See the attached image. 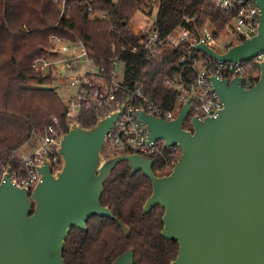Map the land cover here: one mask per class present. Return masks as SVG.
Returning <instances> with one entry per match:
<instances>
[{"label":"water","instance_id":"95a60500","mask_svg":"<svg viewBox=\"0 0 264 264\" xmlns=\"http://www.w3.org/2000/svg\"><path fill=\"white\" fill-rule=\"evenodd\" d=\"M254 35L218 52L201 41L195 51L220 61L242 62L258 53V77L243 87L244 76H209L223 103L216 114L190 118L194 90L170 120L138 110L148 141L162 139L180 153L171 170L157 175L153 159L137 152L104 156L106 137L125 102L96 122L78 120L62 132L57 152L60 166L51 171L49 158L34 167L41 179L30 190L16 186L6 166L0 181V264H67L65 238L73 227L86 229L91 216L115 218L124 234L130 227L101 203L104 182L126 160L130 173L140 170L152 184L142 205L147 213L163 207L161 235L176 240L170 264H264V0ZM134 249L111 264H133Z\"/></svg>","mask_w":264,"mask_h":264},{"label":"trees","instance_id":"16d2710c","mask_svg":"<svg viewBox=\"0 0 264 264\" xmlns=\"http://www.w3.org/2000/svg\"><path fill=\"white\" fill-rule=\"evenodd\" d=\"M149 1L72 0L69 13L60 16L53 0H0V170L18 165L13 150L24 145L32 147L46 125L52 123L63 132L68 130L66 101L55 88L47 86L54 76L42 75L32 66L35 57L51 53L52 33L83 40L91 49L95 65L108 80L116 67L113 60L124 63V87L116 91L118 101H125L141 86L148 99L172 108L177 90L167 86L164 79L181 72L187 86L195 83L193 57L207 56L195 51L190 41L181 42L180 49L164 44L160 53L151 55L143 44L145 35L132 29L130 20L137 10L153 11L147 7ZM156 1L153 26L161 36L176 26L187 27L191 34H197L209 25L216 34L228 22V13L210 0ZM89 6L105 11V15L91 17ZM134 46L136 51H132ZM244 64L243 73L254 74L257 79V61L250 59ZM109 110L83 106L75 119L89 127ZM194 113L192 108L184 127L191 128L190 118ZM102 153L115 154L108 140ZM178 155L179 151L173 156L175 160ZM152 159L157 175L167 174L173 166L169 165V150L163 145ZM151 190L148 177L140 170L131 174L127 161H120L105 180L100 199L116 218L128 224L130 233L126 236L115 218L91 216L86 229L73 227L66 236L65 262L111 264L120 253L133 248V264H170L177 255L178 243L161 235L163 207L156 204L147 213L142 211Z\"/></svg>","mask_w":264,"mask_h":264},{"label":"built area","instance_id":"2783aa9c","mask_svg":"<svg viewBox=\"0 0 264 264\" xmlns=\"http://www.w3.org/2000/svg\"><path fill=\"white\" fill-rule=\"evenodd\" d=\"M59 7L60 16L67 15L72 6V0H53ZM222 10L228 13V22L220 32L214 33L209 25H205L197 34H191L189 29L184 26H176L170 33L161 36L154 28L141 31L145 35L143 41L148 53L151 55L161 52L164 44H169L174 48H181L180 43L190 41L191 44L198 41L212 47L218 52L227 50L252 35L257 31L259 23V7L255 0H210ZM148 8H158L156 0L148 2ZM91 17H103L105 11H100L89 6ZM223 37V38H222ZM52 43L51 53L46 56H37L32 61V66L42 75L51 73L60 78L65 76L68 93L66 101L67 120L72 123L83 106L95 107L101 111L116 110L117 105L125 102L123 112L118 116L112 128L108 131V140L115 154L121 152H137L147 158L152 159L160 153V146H164L162 139L148 141V130L141 121L138 110L144 109L146 112L170 120L176 116L180 107L194 90L190 101V112L194 108L195 113L200 118L214 115L222 108L223 103L219 100L218 94L212 89L209 76L215 74L218 77L244 76L243 87L248 88L256 81L254 74H244L245 62L220 61L211 57H193L191 67L196 71V79L193 85L187 86L181 76V72L173 73L164 79L167 86L177 90L175 105L166 108L148 99L142 92L141 86H137L121 102L117 100L116 91L123 88V78L119 79L116 67L113 69V76L108 80L107 76L95 65L91 57V49L80 38H68L66 36L52 33L49 35ZM133 47L132 51H136ZM204 54L201 51H197ZM263 52L258 53L253 59L258 61L262 58ZM184 58V57H183ZM182 58V59H183ZM117 59L113 64L117 66ZM189 112V113H190ZM193 114V115H194ZM54 119H56L54 117ZM62 130L59 125L48 124L42 132L37 134L32 147L18 148L13 150V155L18 161V165L10 169V181L16 186H27L30 190L41 179L39 171L34 167L42 164L49 158L51 171L56 170L61 163L60 154L57 147L60 142ZM169 150V165H174L176 160L174 155L180 149L177 145L164 146ZM6 167L0 170V181ZM172 168V167H171Z\"/></svg>","mask_w":264,"mask_h":264},{"label":"rangeland","instance_id":"374dc122","mask_svg":"<svg viewBox=\"0 0 264 264\" xmlns=\"http://www.w3.org/2000/svg\"><path fill=\"white\" fill-rule=\"evenodd\" d=\"M153 11L151 13H146L143 10H137L130 20V24L132 29L135 32H141L143 30H149L153 27L155 18H156V9L152 8ZM225 32V31H224ZM223 30L220 32V35H223ZM223 38V37H222ZM116 72L119 79L123 78L124 74V63L118 62L116 66ZM47 86H51L55 88L60 96L67 101L68 100V93L70 92L69 87H67V82L65 81V76L60 78L59 76L54 75L53 80L51 83L47 84ZM22 148H27V145H24Z\"/></svg>","mask_w":264,"mask_h":264}]
</instances>
